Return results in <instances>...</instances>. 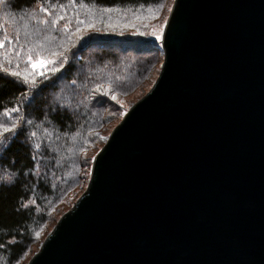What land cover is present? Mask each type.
I'll return each instance as SVG.
<instances>
[{"label":"water","instance_id":"95a60500","mask_svg":"<svg viewBox=\"0 0 264 264\" xmlns=\"http://www.w3.org/2000/svg\"><path fill=\"white\" fill-rule=\"evenodd\" d=\"M153 81L26 264H264V0H173Z\"/></svg>","mask_w":264,"mask_h":264},{"label":"trees","instance_id":"16d2710c","mask_svg":"<svg viewBox=\"0 0 264 264\" xmlns=\"http://www.w3.org/2000/svg\"><path fill=\"white\" fill-rule=\"evenodd\" d=\"M165 6L166 0H8L5 3V11L11 18L9 27L19 37L21 53L25 37L22 29H14L18 27L16 21H25L31 34L32 28L42 26V21L47 24L54 19L53 12L43 8L50 7L63 9L69 26L67 31H57V26L52 29L56 31L55 40L42 54L55 60L50 68L59 71L38 78L31 103L34 89L23 85L22 78L19 85L11 76L0 79V119L5 109L18 107V112L11 113L13 122L18 128L22 125L29 137L17 138L15 132H9L1 139L0 264L21 263L24 253L42 241L59 206L84 180L88 161L85 154L92 148L95 131L118 113H115L117 107L112 112L111 106L116 101L112 96L133 92L157 67L154 50L161 40L135 35L142 29L150 32L148 28L139 27L126 35H89L76 42L78 32L86 24V8L96 12L148 10L152 22ZM0 77H5V73L0 72ZM39 95L42 99L37 100ZM28 120L32 123L28 124ZM31 132H36V136L30 137ZM30 155L36 160H30Z\"/></svg>","mask_w":264,"mask_h":264},{"label":"rangeland","instance_id":"374dc122","mask_svg":"<svg viewBox=\"0 0 264 264\" xmlns=\"http://www.w3.org/2000/svg\"><path fill=\"white\" fill-rule=\"evenodd\" d=\"M173 0H166V6L164 11L154 20L150 21V17L152 16L151 11L146 10L144 11H139L137 10L134 13H130L128 11H123V12H116V11H107V10H100L99 12H96L93 10V8L88 7L86 8V15L87 17L84 19V22L86 23L83 25L82 30L78 32V37L75 39L76 42H80L82 39L87 38L89 35H97V34H121V35H126L129 32H133V30H137L139 27L142 28H148L150 32L147 35H141V34H135L142 37H152L153 39L155 38L153 35H151L152 29H156L157 31H162L163 30V22L166 19V16L168 14V9H170L171 4ZM47 11H52V15L54 16V19L51 20L49 23L45 24V21H42V26L38 27V29L32 28V32L30 34V31L28 29V25L25 21L22 23L20 21H16L18 24V27L14 28L16 30H21L24 35V50L22 53L20 52L19 49V43L15 40H12L11 43H6L5 47L3 49H0V64H4L5 67H8V62H11V70H15V67L17 64L20 65V71L23 72L25 68L28 69L29 72L32 71L31 65H28L26 63L27 61V56H28V49H37L38 46L42 47V49H50L51 43L53 40H55V34L56 31H53L52 29L57 26L58 30L57 31H67L69 26V22L66 19V14L63 9H58L54 10L53 8L50 9V7H43ZM49 8V9H47ZM46 15V14H44ZM60 17H63V19H60ZM53 21H56V23H53ZM11 22V18L8 16V14L5 11V4L0 5V38H2L5 34L8 35V37H11V39L14 37V35L11 32V29L9 27V24ZM24 23V24H23ZM45 24V25H43ZM136 32V31H135ZM139 33H145V30L142 29L139 31ZM30 34V35H29ZM156 39V38H155ZM35 43V44H33ZM161 44H158L156 49L154 50L155 53V58L157 61V67L155 70H153L152 74L149 76L148 80L142 84L139 88L135 89L133 92L129 94H123V95H118L116 97V101L112 104L114 106L112 107V112H114V109L116 108V116L112 117V119L106 124V126H103L100 130L95 131V136L96 138L90 143L91 149L88 153H86L85 159L88 161L85 162L86 168L84 169V175L80 184L77 185L78 187L72 192L69 198L62 203L59 206V209L55 212V216L50 222V224L47 226V230L50 228V225H52L57 216L58 212L63 209L67 208L73 202L75 201V198L78 196L79 192L81 189L84 187V184L88 182L90 179L91 175V169H92V162L96 151L98 150L100 144L103 142L105 137L108 134V131L112 128L116 120L118 119L117 117L121 116V114L124 112V110L130 105V103L134 102L136 97L153 81L155 76L157 75L160 62L162 59V50H161ZM15 50V51H14ZM44 56V55H43ZM33 60L38 61L39 57L36 56L35 52L32 53ZM54 64L48 65L46 68L41 69L42 71L47 72L50 67H53ZM42 99L41 96L39 95L37 100ZM54 100L52 99V103ZM49 105L51 103L49 102ZM110 115V114H109ZM0 121L3 123L11 126V124L15 123L14 121V116L11 115V117L8 119L4 115L1 117ZM6 137V136H4ZM4 137H0V140ZM46 230V231H47ZM45 231V232H46ZM45 234V233H44ZM41 242V241H40ZM39 243L33 245L26 253H24V257L21 260V263L19 264H26L28 260L32 257L34 252L38 249Z\"/></svg>","mask_w":264,"mask_h":264},{"label":"snow or ice","instance_id":"6c2138e0","mask_svg":"<svg viewBox=\"0 0 264 264\" xmlns=\"http://www.w3.org/2000/svg\"><path fill=\"white\" fill-rule=\"evenodd\" d=\"M6 2H8V0H0V5H4ZM10 6L12 7H16L15 4H11ZM110 11V10H107ZM60 19H63V17H60ZM53 23H56V21H53ZM81 23H83L81 21ZM141 35H147L148 33H140ZM151 35H153L157 40H162L164 38L163 36V32L162 31H157L156 29H152L151 31ZM12 40H15L18 42L19 37L18 35L14 36L12 38ZM12 40L9 39L8 35L5 34L2 38H0V49H3L5 47L6 43H11ZM23 46H21L22 48ZM15 51V50H14ZM28 56H27V61L26 63L28 65H31L32 71L29 72L27 68H25V70L23 72H21L20 69V65L17 64L15 67V70H10L11 68V62H8V67H5L4 64H0V72L5 73V77H0V79L2 78H6L7 76H11L13 78H16L13 82L17 83L18 85L21 82V78H22V83L23 85H30L33 89H34V93H33V97L30 98L29 103L32 102V100L35 98L36 95V89H37V80L38 78L41 77H46L48 75H54L57 71H59L58 68H52L50 73H46L45 71H42L41 69L46 68L48 65L51 64H55L56 61L53 59H49V58H45L43 56V49L42 47H39L37 49H32L29 48L28 50ZM35 52L36 56L39 57V60H33L32 57V53ZM62 55V54H60ZM66 59V58H65ZM75 83V82H73ZM21 95H25V93H21ZM112 99L115 100L116 97L112 96ZM63 107V106H61ZM19 108H12V109H5V112L3 113V115L5 117H10L12 112H18ZM53 111H56V109H53ZM28 124H31L32 121L28 120L27 121ZM9 132H15L16 133V137L18 138L20 135H25L26 138L28 137V134L26 132V130L23 128V126L21 125L19 128L17 127V125L15 123L11 124V126L3 123L2 121H0V137H4L6 133ZM36 136V132H31L30 133V137H35ZM3 143V140H0V144ZM23 143V142H22ZM37 148L40 147V145H36ZM30 160L35 161L36 157L35 156H31L30 155ZM13 164H15V161H13ZM25 173H21V175H24ZM28 175H31V173H28ZM0 247H3V245H0Z\"/></svg>","mask_w":264,"mask_h":264}]
</instances>
